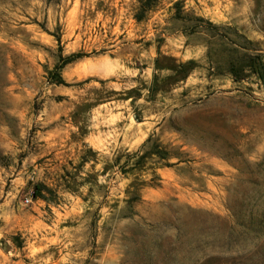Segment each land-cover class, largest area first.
Returning a JSON list of instances; mask_svg holds the SVG:
<instances>
[{"label": "rangeland", "instance_id": "rangeland-1", "mask_svg": "<svg viewBox=\"0 0 264 264\" xmlns=\"http://www.w3.org/2000/svg\"><path fill=\"white\" fill-rule=\"evenodd\" d=\"M254 54L264 0H0V264H264Z\"/></svg>", "mask_w": 264, "mask_h": 264}, {"label": "trees", "instance_id": "trees-1", "mask_svg": "<svg viewBox=\"0 0 264 264\" xmlns=\"http://www.w3.org/2000/svg\"><path fill=\"white\" fill-rule=\"evenodd\" d=\"M73 58L74 57L72 56L64 60L62 66L70 63ZM155 63L157 67V61ZM190 64L191 63H188L187 66H189ZM182 67H180V69H182ZM228 72L234 81H240L243 78L247 77V75H252L256 77L261 85L264 86V55H250L242 63L231 64L229 66ZM182 74L183 75L181 78L184 79L186 77V71L183 70ZM56 82L60 83V80L58 79L56 80ZM46 190L47 188L43 184L36 183L32 185L31 198H33L34 200H45L43 192H45Z\"/></svg>", "mask_w": 264, "mask_h": 264}, {"label": "built area", "instance_id": "built-area-1", "mask_svg": "<svg viewBox=\"0 0 264 264\" xmlns=\"http://www.w3.org/2000/svg\"><path fill=\"white\" fill-rule=\"evenodd\" d=\"M26 202H28V200H26Z\"/></svg>", "mask_w": 264, "mask_h": 264}]
</instances>
